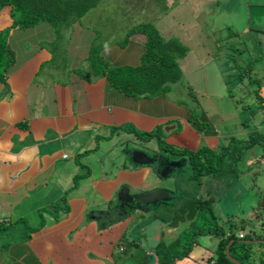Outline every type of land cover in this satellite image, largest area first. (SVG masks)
Instances as JSON below:
<instances>
[{
  "label": "crops",
  "instance_id": "1",
  "mask_svg": "<svg viewBox=\"0 0 264 264\" xmlns=\"http://www.w3.org/2000/svg\"><path fill=\"white\" fill-rule=\"evenodd\" d=\"M9 24L0 16V30ZM96 36L79 22L58 35L44 22L9 34L14 62L0 82V264H149L156 246L170 245L189 224L187 214L174 217L183 201L177 183L174 200L157 213L167 218L161 229L146 224L152 214L135 215L117 202L122 187L148 190L154 181L151 165L133 163L127 147L141 144L157 157L155 136L144 141L137 134L174 121L179 131V120L143 109L155 98L125 96L91 74L87 57ZM176 130L166 143L181 137ZM170 160L180 181L174 167L181 170L184 161ZM210 179L195 185L197 194L217 191L218 180ZM140 228L152 229V248L134 242ZM122 241L133 245L129 255L119 254L126 251Z\"/></svg>",
  "mask_w": 264,
  "mask_h": 264
},
{
  "label": "rangeland",
  "instance_id": "2",
  "mask_svg": "<svg viewBox=\"0 0 264 264\" xmlns=\"http://www.w3.org/2000/svg\"><path fill=\"white\" fill-rule=\"evenodd\" d=\"M142 21H152L163 39L176 38L185 48V57L177 58L180 79L169 84L167 93L152 97L155 98L153 105L143 100V109L147 111L155 109L163 113L166 110L168 114L177 115L179 131L176 130L175 134L179 132L181 137L171 145L174 150L187 148L193 151L212 143L213 149L219 153L220 148H217L224 146H231V152L236 153L240 145H249L253 138L259 140L243 152L241 160L234 162L232 155L225 157V163L234 164L235 173L224 170L221 173L224 180L215 177L226 185L219 186L215 191L219 198L210 205L216 225L224 232L232 223L258 226L257 220H261L255 214L262 212L264 205V141L260 140L264 137V112L254 105V87L251 90L247 78L258 81L261 87L258 94L264 100V0H101L80 18L79 23L96 32L94 43L101 46V55L111 65H135L139 62L143 37L134 35L127 44H124V39L127 32ZM56 47L53 46L55 50ZM190 115L197 122H189ZM185 126L192 132L186 131ZM158 135L165 140L161 127ZM184 137L187 138L186 143ZM240 141L244 143L240 144ZM162 150L158 148V153L167 154ZM167 155L176 159L175 162L177 159L184 161L180 181L175 182L183 187L180 193L183 201H178L175 210L182 206L184 200L192 202L196 199V204H200L198 197L195 198L198 189L193 186L198 181L191 179L190 158L177 152ZM203 179L209 178L202 177L200 181ZM135 215L140 214L135 212ZM206 216L208 219L210 214ZM166 219L164 217L163 220ZM194 219L195 227L212 224L202 218ZM150 222L146 224L151 225ZM142 230L140 228L139 235L134 230V242L144 244L143 249L152 248V229ZM183 230L170 241V245L167 246L165 240L161 243L174 250L184 247L190 250L175 264H205L213 256L217 240L203 236L192 242V229L188 222ZM122 242L126 251L119 254L129 255L133 245ZM115 252L118 253V248ZM139 252L138 255H142ZM154 257L146 258L147 263L151 261V264Z\"/></svg>",
  "mask_w": 264,
  "mask_h": 264
},
{
  "label": "trees",
  "instance_id": "3",
  "mask_svg": "<svg viewBox=\"0 0 264 264\" xmlns=\"http://www.w3.org/2000/svg\"><path fill=\"white\" fill-rule=\"evenodd\" d=\"M99 1L101 0H0V14L5 13L4 15L10 23L0 31V82H4L7 72L14 62V53L8 43L9 34L13 29H27L44 22L49 24L54 29L55 34L58 35L63 30L70 29L73 23L79 22L80 18L95 8ZM134 35L143 37L142 51L137 64H109L100 53L101 46L95 45V40L90 45L87 57L91 74L96 77H104L111 88L131 98L155 97L167 93L169 84L177 82L181 77L177 58L185 57V48L176 38L163 39L152 21H142L133 26L125 35L124 44H127ZM248 78L247 82L251 90L254 87L252 91L256 101L253 103L258 106V110L264 112V100L258 94L261 88L260 84L257 80H253L255 82L252 85L253 81ZM191 121L197 122L193 115L189 116V122ZM153 135L158 140V148L163 149L167 154L177 152L180 156L190 158L188 161L192 170L191 179L198 181V183L203 175L220 177L224 170L227 173H235L234 164L225 163V157L232 155L233 161L237 162L241 160L244 151L259 142L253 138L249 145L243 144L238 148L235 147L236 153L231 152V146L218 147L217 149L220 148L219 153L205 145L193 151L187 148L175 151L173 146L159 137L158 131L156 133H138L137 137L148 141ZM260 140L264 141V137ZM242 143L244 141H240V144ZM196 202V199H193L192 202L184 200L174 217L176 221H179L185 219L184 215L187 214V220L193 219L189 222L190 229H192V242L203 236H210V238L217 240L213 256L208 258L205 264H234L224 253V248L229 241L232 242L228 247V253L240 264H264V205L261 209L263 211L255 214L261 220L258 221L256 218L257 223H260L258 226H246L243 222L240 224L232 223L228 224V230L224 232L222 228L219 229L216 225L211 212V202H200V204H196ZM207 213L210 214L208 219H206ZM194 218L209 220L212 224L206 225L204 223V225L201 224L202 226L195 227L196 220ZM227 221L231 222L230 220ZM165 246L162 243L156 246L157 252L155 254L159 263L174 264L175 261L182 260L185 254L190 253L186 247L182 250H174Z\"/></svg>",
  "mask_w": 264,
  "mask_h": 264
},
{
  "label": "water",
  "instance_id": "4",
  "mask_svg": "<svg viewBox=\"0 0 264 264\" xmlns=\"http://www.w3.org/2000/svg\"><path fill=\"white\" fill-rule=\"evenodd\" d=\"M176 124L168 123L161 126L163 137L168 136L176 130ZM127 147L125 154H128L132 162L135 164L148 163L153 168L152 176L154 178L153 186L148 190H141L140 187L130 188L127 186L122 187L117 193V202L122 207L127 208L130 212H138L140 215L152 214V218L146 221L152 220V223H156L157 228L161 229V219L157 215L158 211L162 208L167 207L171 200H174L178 193V188L175 185L176 174L171 173L173 163H170V155H159L155 158L147 156L146 152L139 148V145ZM163 159V161H162ZM170 180H173L172 182ZM177 182V181H176ZM171 185V187L169 186ZM162 220V219H161ZM232 241H229L224 248V253L227 258L234 264H240L236 259L232 258L228 253V247Z\"/></svg>",
  "mask_w": 264,
  "mask_h": 264
},
{
  "label": "flooded vegetation",
  "instance_id": "5",
  "mask_svg": "<svg viewBox=\"0 0 264 264\" xmlns=\"http://www.w3.org/2000/svg\"><path fill=\"white\" fill-rule=\"evenodd\" d=\"M247 150H249V149H247ZM250 154H252V153H250ZM173 160H176V159H173ZM178 160V159H177ZM162 161H163V159H162ZM184 164V163H183ZM182 164V165H183ZM174 169L177 171V173H178V171H180V168H178V167H174ZM208 177L209 179H207V181L206 182H208L209 180H211L210 178H213L214 180L216 179V180H218V184L216 185V183H215V185L217 186L216 187V190H219V186L220 185H223V187L226 185L225 183L224 184H222V182H221V180L220 179H217V178H215V177H212L211 175H203V177ZM202 178V177H201ZM222 179H223V177H221ZM224 180V179H223ZM226 180V179H225ZM228 184V183H227ZM205 185V184H204ZM229 185V184H228ZM222 187V188H223ZM193 188H196V186H193ZM228 188V186L226 187V188H223V189H227ZM205 191V189H202V188H200V191H199V193L198 194H196L195 195V198H197L198 197V199H199V201H201L202 203H206V202H211V204L213 205V203H214V201L215 200H218V195H216L215 194V192H214V194H213V192H212V194L211 195H209V192L207 191L206 193L204 192ZM198 192V191H197ZM203 192H204V194H203ZM218 194V193H217Z\"/></svg>",
  "mask_w": 264,
  "mask_h": 264
},
{
  "label": "clouds",
  "instance_id": "6",
  "mask_svg": "<svg viewBox=\"0 0 264 264\" xmlns=\"http://www.w3.org/2000/svg\"><path fill=\"white\" fill-rule=\"evenodd\" d=\"M162 126V125H161ZM160 126V127H161ZM163 137V136H162ZM156 138V137H155ZM156 140H157V138H156ZM165 141V140H164ZM138 146V145H137ZM142 147V145L141 144H139V148H141ZM157 147H159V144H158V140H157ZM166 154V153H165ZM159 155H161V154H159ZM158 155V156H159ZM167 155V154H166ZM175 161V160H174ZM212 176V175H211ZM212 177H214V176H212ZM219 178H221V176L219 177ZM156 257V256H155ZM155 260H157V258L155 259ZM161 264H163V263H161ZM175 264V263H174Z\"/></svg>",
  "mask_w": 264,
  "mask_h": 264
}]
</instances>
